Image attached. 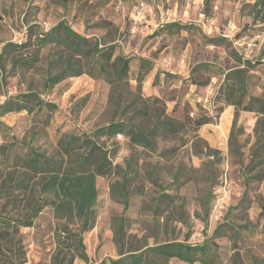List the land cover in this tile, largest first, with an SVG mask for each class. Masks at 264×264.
Wrapping results in <instances>:
<instances>
[{"label": "rangeland", "instance_id": "rangeland-1", "mask_svg": "<svg viewBox=\"0 0 264 264\" xmlns=\"http://www.w3.org/2000/svg\"><path fill=\"white\" fill-rule=\"evenodd\" d=\"M256 2L264 12V0H0V104L36 91L54 105L0 114V147L16 138L54 153L64 133L93 134L113 160L112 171L97 178V220L84 234L89 262L73 264L118 258L121 222L126 248L210 241L219 264H264V179H256L264 177V116L228 103L223 92L237 50L243 61H257L247 74L245 102L264 96V22L263 13L256 20L251 14ZM203 20L227 40L209 41ZM61 22L110 48L111 62L129 60L127 74L85 72L51 84L49 74L63 70L72 51L41 38ZM20 38L26 46L5 48ZM117 120L155 130L154 146L124 133L94 136ZM124 181L127 206L112 190ZM1 212L20 210L0 197ZM55 223L46 206L16 233L23 264H53Z\"/></svg>", "mask_w": 264, "mask_h": 264}, {"label": "trees", "instance_id": "trees-1", "mask_svg": "<svg viewBox=\"0 0 264 264\" xmlns=\"http://www.w3.org/2000/svg\"><path fill=\"white\" fill-rule=\"evenodd\" d=\"M209 3L210 0H206V4ZM258 5L259 2L254 4L251 14L256 20L263 13L264 22V12ZM177 25L168 24L169 27ZM205 35L209 41L215 43L227 40V37L220 35ZM41 41L56 42L72 51L65 68L58 73L49 74L47 79L53 85L68 76H77L85 72L95 75L93 73L95 71L105 78L122 79L129 70V60L118 56L111 62L110 48H99L97 42H92L89 37L65 26L62 22L44 33ZM26 45L22 39L21 42L7 43L5 48ZM233 54L238 64L236 68L226 72L223 82L227 102L235 104L237 108L256 111L264 116V96H250L247 102L244 100L247 93V74L249 69L256 66L257 61L253 59L243 61L237 50H233ZM120 60L124 62L119 66ZM54 62L55 60L51 61L52 64ZM47 106L54 105L43 100L38 92H23L10 96L0 104V114L23 110L35 112L36 109L41 111ZM220 110L223 111V107ZM1 126H4V123L0 121ZM154 131L145 132L129 120H117L98 128L94 136L111 137L124 133L135 143L154 146V141L150 137ZM260 139L263 146L264 136L260 135ZM113 167L109 150L94 139L93 134L64 133L60 136L54 153H48L38 146L16 138L2 145L0 197H5L7 202L20 212L14 216L0 213V264H23L20 261L22 249L18 244L21 239H17L16 233L21 227L32 226L33 220L46 206L53 208L56 219V248L52 263L73 264L76 258L89 262L84 234L95 226L97 220L96 206L99 198L97 178L110 173ZM256 179L263 180L264 177ZM112 190L122 193L127 206L129 193L126 181L113 184ZM126 241L125 225L121 222L116 229L119 257L110 258L109 264H167V260L171 258H179L190 263L219 264L210 241L202 243L166 241L132 248L125 247ZM7 243L13 244L17 249L15 253L14 247L12 248L14 257L10 255L8 249L11 248ZM97 264H108V261L104 259Z\"/></svg>", "mask_w": 264, "mask_h": 264}, {"label": "built area", "instance_id": "built-area-1", "mask_svg": "<svg viewBox=\"0 0 264 264\" xmlns=\"http://www.w3.org/2000/svg\"><path fill=\"white\" fill-rule=\"evenodd\" d=\"M202 27H203L205 33H207V35H211V36H213V35L216 34V29L213 27V22H212V21H209V20H207V21H206V20H203ZM219 34H220V36L229 37V34H227V33H224V34H223L222 32H220ZM260 36H261L260 34L257 35V37H260ZM22 39H23V38H20V39L17 40V41L21 42Z\"/></svg>", "mask_w": 264, "mask_h": 264}]
</instances>
